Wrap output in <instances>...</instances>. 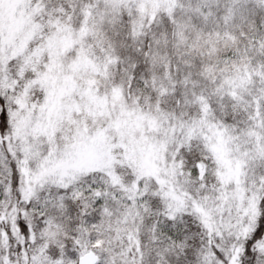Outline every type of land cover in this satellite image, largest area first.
I'll return each instance as SVG.
<instances>
[{"label": "snow or ice", "instance_id": "6c2138e0", "mask_svg": "<svg viewBox=\"0 0 264 264\" xmlns=\"http://www.w3.org/2000/svg\"><path fill=\"white\" fill-rule=\"evenodd\" d=\"M0 264H264V0H0Z\"/></svg>", "mask_w": 264, "mask_h": 264}]
</instances>
